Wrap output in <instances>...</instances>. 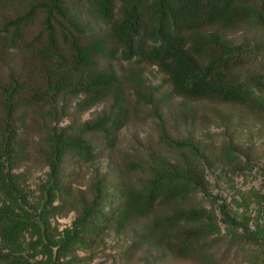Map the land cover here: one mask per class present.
Here are the masks:
<instances>
[{"label":"trees","instance_id":"1","mask_svg":"<svg viewBox=\"0 0 264 264\" xmlns=\"http://www.w3.org/2000/svg\"><path fill=\"white\" fill-rule=\"evenodd\" d=\"M241 27L264 29V0H0V238L30 235L61 264L112 227L129 261L264 264L249 217L207 191L206 163L223 154L181 134L264 119V40L231 36ZM140 117L157 121L155 145L119 150L113 175L81 171ZM33 164L48 168L36 205L23 186ZM72 211L57 233L52 218ZM0 264L43 263L0 250Z\"/></svg>","mask_w":264,"mask_h":264},{"label":"rangeland","instance_id":"2","mask_svg":"<svg viewBox=\"0 0 264 264\" xmlns=\"http://www.w3.org/2000/svg\"><path fill=\"white\" fill-rule=\"evenodd\" d=\"M231 36L240 39L249 36L252 40L263 41L264 29L241 27L232 31ZM149 77L154 84L162 85L161 91L165 92L167 86L163 84L161 73L152 71L149 72ZM101 108L102 106H95L79 118L82 120L91 118ZM74 117L76 116L63 118L60 125L68 124ZM158 132L156 120H146L144 117L131 120L120 130L115 148L102 153L103 155L96 161L84 165L81 171L86 172L87 175L96 172L113 175L116 169L115 158L119 150L134 148L147 150L151 145H155ZM181 132V134L188 132L196 138L211 143L213 151L223 154L220 155L223 156L220 160L211 162L209 159L206 163L207 191L211 197L217 199L218 203L224 201L228 204L231 213L237 218L247 215L251 229L260 239H264V200L258 197L259 194L264 193V119L238 113L231 125L217 119L208 126L186 127ZM227 154H235L234 158L248 167L241 172L233 169V165H229L226 157L224 158ZM38 165H27L23 168L25 171L23 186L33 205L37 203L40 185L44 182L48 171V168H38ZM76 167L79 169L78 166ZM112 182L110 181L109 184L111 185ZM75 216V212L72 211L52 218L57 233L62 234L65 228L70 227ZM30 240V235L18 240L3 241L0 238V250L24 256L32 262L46 264L49 256L41 248L31 247ZM129 243L128 237L109 227L94 240L91 248L79 250L75 255L63 258L61 264H143L138 261H129L123 256ZM258 258L264 260V255L260 254ZM163 264L200 263L193 259L182 258L171 259Z\"/></svg>","mask_w":264,"mask_h":264}]
</instances>
